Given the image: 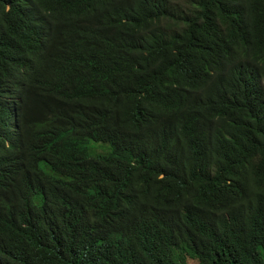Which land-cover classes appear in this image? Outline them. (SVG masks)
Returning <instances> with one entry per match:
<instances>
[{"label": "trees", "instance_id": "1", "mask_svg": "<svg viewBox=\"0 0 264 264\" xmlns=\"http://www.w3.org/2000/svg\"><path fill=\"white\" fill-rule=\"evenodd\" d=\"M188 259L264 264V0H0V264Z\"/></svg>", "mask_w": 264, "mask_h": 264}, {"label": "rangeland", "instance_id": "2", "mask_svg": "<svg viewBox=\"0 0 264 264\" xmlns=\"http://www.w3.org/2000/svg\"><path fill=\"white\" fill-rule=\"evenodd\" d=\"M94 150L96 151V152H103V149H102V146H95V148H94ZM188 262L190 263V264H195V262L194 261H191L190 259H188Z\"/></svg>", "mask_w": 264, "mask_h": 264}]
</instances>
